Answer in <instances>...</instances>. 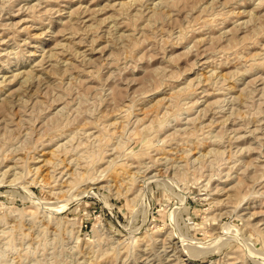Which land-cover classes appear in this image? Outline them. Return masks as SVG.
I'll use <instances>...</instances> for the list:
<instances>
[{"label":"rangeland","instance_id":"1","mask_svg":"<svg viewBox=\"0 0 264 264\" xmlns=\"http://www.w3.org/2000/svg\"><path fill=\"white\" fill-rule=\"evenodd\" d=\"M0 264H264V0H0Z\"/></svg>","mask_w":264,"mask_h":264},{"label":"bare ground","instance_id":"2","mask_svg":"<svg viewBox=\"0 0 264 264\" xmlns=\"http://www.w3.org/2000/svg\"><path fill=\"white\" fill-rule=\"evenodd\" d=\"M212 121H213V120H212ZM131 177H132V176H131ZM135 179H136V178H135ZM135 179H134V180H135Z\"/></svg>","mask_w":264,"mask_h":264}]
</instances>
